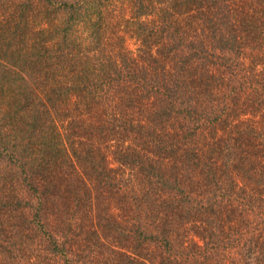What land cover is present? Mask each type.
Returning a JSON list of instances; mask_svg holds the SVG:
<instances>
[{
    "label": "trees",
    "instance_id": "trees-1",
    "mask_svg": "<svg viewBox=\"0 0 264 264\" xmlns=\"http://www.w3.org/2000/svg\"><path fill=\"white\" fill-rule=\"evenodd\" d=\"M0 264H264V0L0 1Z\"/></svg>",
    "mask_w": 264,
    "mask_h": 264
},
{
    "label": "rangeland",
    "instance_id": "rangeland-1",
    "mask_svg": "<svg viewBox=\"0 0 264 264\" xmlns=\"http://www.w3.org/2000/svg\"><path fill=\"white\" fill-rule=\"evenodd\" d=\"M0 1H3V0H0ZM126 46H127V48H129L130 50L135 51V49H136L137 46H138V41H137L135 38L128 37V39H127V41H126ZM109 159H110L111 164H112L113 166L117 165L116 162L112 160L111 155L109 156ZM115 212H116V210H115Z\"/></svg>",
    "mask_w": 264,
    "mask_h": 264
}]
</instances>
